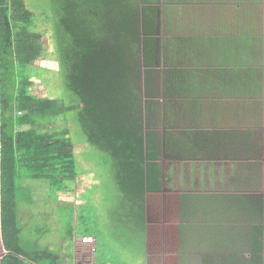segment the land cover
I'll use <instances>...</instances> for the list:
<instances>
[{"label": "rangeland", "instance_id": "1", "mask_svg": "<svg viewBox=\"0 0 264 264\" xmlns=\"http://www.w3.org/2000/svg\"><path fill=\"white\" fill-rule=\"evenodd\" d=\"M137 2L150 13L152 41L139 24L127 55L142 129L157 150L160 252L130 233L113 235V172L73 110L57 126L68 127L75 180L64 192L25 181L32 201L18 208L20 235L60 253V264H264V0ZM24 4L27 30L40 35L25 66L31 92L60 105L69 93L51 3ZM184 9L197 24L177 13Z\"/></svg>", "mask_w": 264, "mask_h": 264}, {"label": "trees", "instance_id": "2", "mask_svg": "<svg viewBox=\"0 0 264 264\" xmlns=\"http://www.w3.org/2000/svg\"><path fill=\"white\" fill-rule=\"evenodd\" d=\"M49 1L69 93L62 105L46 94L31 92L32 79L25 66L36 59L40 35L27 30L32 14L24 0H0V216L6 252L1 264H60L64 258L23 238L17 213L21 204L32 201L25 181L62 184L64 192L66 183L75 180L68 127L57 126L58 121L68 120L64 114L71 110L85 142L107 157L113 172L120 194V203L109 213L113 235L130 233L140 238L141 246L158 253L157 150L142 129L127 55L129 45L139 38V24L145 43L152 41L150 13L137 0ZM177 13L184 17L187 13V21L198 23L190 9Z\"/></svg>", "mask_w": 264, "mask_h": 264}, {"label": "water", "instance_id": "3", "mask_svg": "<svg viewBox=\"0 0 264 264\" xmlns=\"http://www.w3.org/2000/svg\"><path fill=\"white\" fill-rule=\"evenodd\" d=\"M6 254L4 248H3V242H2V234H1V216H0V264L3 256Z\"/></svg>", "mask_w": 264, "mask_h": 264}, {"label": "crops", "instance_id": "4", "mask_svg": "<svg viewBox=\"0 0 264 264\" xmlns=\"http://www.w3.org/2000/svg\"><path fill=\"white\" fill-rule=\"evenodd\" d=\"M18 214V213H17ZM84 264H93L92 262H89V263H86V262H84Z\"/></svg>", "mask_w": 264, "mask_h": 264}]
</instances>
